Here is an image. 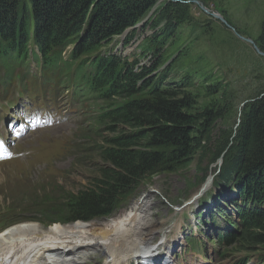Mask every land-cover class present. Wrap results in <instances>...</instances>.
<instances>
[{"label": "rangeland", "instance_id": "1", "mask_svg": "<svg viewBox=\"0 0 264 264\" xmlns=\"http://www.w3.org/2000/svg\"><path fill=\"white\" fill-rule=\"evenodd\" d=\"M126 34L116 36L107 49L121 52L131 61L140 58L144 64H150L151 58L155 59L159 52L162 69L166 66L171 73L169 77L174 71L178 73L176 80L170 78L166 84L180 85L179 90L190 104L189 112L198 117L196 136L201 145L189 159L190 164L187 160L185 166L176 171L153 175L124 196L113 214L92 222L107 224L106 220L122 217L136 203L139 205L143 199H148L145 221L150 219L143 236L151 234L153 240L139 236L130 253L141 252L145 242L156 244L163 241L165 235H172L170 244L173 240L182 244V252L174 260L178 264H234L241 259L247 264H259L260 260L264 264V246L244 250L235 241L225 247L216 242L222 229L237 230L238 206L242 204L239 190L232 191L236 183L224 180L226 176H233V170L229 167L221 173L220 158L226 156L229 163L236 160L237 167L244 165L250 142L245 135L246 128L250 127L255 113L264 112L261 100L264 97V0H156ZM130 36L131 41L127 43ZM42 74L48 80L44 91L35 98L19 100L10 111L1 108L0 120L6 112L16 113L20 108H41L57 113L60 123L23 137L16 148L51 158L49 161L63 159L60 167L65 171L57 178L51 171H38L46 166L10 167L9 161L0 162V210L18 205L21 211L26 208L24 202L32 204L33 201L20 198L27 195L38 200L53 192L57 181L66 190L88 186L99 169L109 164L98 151L100 145H105L106 137L116 136L118 132L113 135L109 130L96 131L93 99L76 104L71 92L63 95L67 86L60 83L62 74L58 69L41 68L32 62L29 72L8 86L9 92L14 93L21 84L32 91ZM4 89L0 84L1 100L9 96ZM16 95L30 96L22 89H18ZM4 131L6 127L0 121V132ZM34 175L38 178L34 179ZM223 190L229 194H224ZM219 191H222L221 198ZM236 197L239 199L233 200ZM36 204L40 206L41 202L36 201ZM205 204L213 206L209 212ZM178 226L181 232L175 233ZM140 240L143 241L141 249L136 245ZM108 247L101 242L78 252L71 251L74 261L71 264H115L106 252ZM219 251L226 254L221 256ZM137 257L147 260V255L135 254L130 261L119 264H129Z\"/></svg>", "mask_w": 264, "mask_h": 264}, {"label": "trees", "instance_id": "2", "mask_svg": "<svg viewBox=\"0 0 264 264\" xmlns=\"http://www.w3.org/2000/svg\"><path fill=\"white\" fill-rule=\"evenodd\" d=\"M155 2L0 0V39L14 48L20 49L28 41L30 22L35 23L34 36L44 54L77 44L73 59L81 64L91 60L96 73L92 89L102 100L96 131L118 132L100 145L98 153L109 164L99 169L88 186L66 190L57 181L55 190L38 200L27 195L20 198L33 201L22 202L48 212L52 221L66 224L110 216L130 191L155 174L176 171L187 160L190 164L189 159L199 150L198 117L189 112L190 104L180 85L166 84L171 73L166 66L162 69L159 52L150 64H141L140 58L131 61L107 49L116 36L135 27ZM130 41L131 36L127 43ZM175 75L178 77L176 71L172 77ZM261 100L264 102V97ZM252 121L245 131L250 142L244 165L237 167L236 160L229 163L223 157L221 173L229 167L233 170V176L224 180L236 183L242 204L238 206L239 221H233L237 230L220 233L222 247L234 241L244 250L264 246V112L255 113ZM236 264L247 262L241 259Z\"/></svg>", "mask_w": 264, "mask_h": 264}, {"label": "bare ground", "instance_id": "3", "mask_svg": "<svg viewBox=\"0 0 264 264\" xmlns=\"http://www.w3.org/2000/svg\"><path fill=\"white\" fill-rule=\"evenodd\" d=\"M42 58L44 57L37 55L36 63L39 64L40 62H44L46 66H51L50 61L43 60ZM67 63H70V61L67 60ZM42 75L45 76L44 74ZM170 78L173 77H169L167 82L170 81ZM100 104H102V102ZM9 166L13 167L15 165L13 163H9ZM226 190H223V193L229 194ZM232 191L237 192L238 189L235 187ZM221 193L222 191H219L217 194L220 196ZM235 199L238 200L239 198L236 197L233 200ZM193 203L194 202L190 204ZM148 206V199H143L139 205L136 203L135 206L126 211L122 217H113L111 220H106L109 221L107 224L97 223L95 221L85 222L78 220L66 224L55 223L47 228H43L42 223L39 222H21L0 233V264H71L74 262L70 256L71 251L78 252L81 249H86L89 245H96V243L98 245L101 242L109 245L108 251L106 252L112 255L114 259H116V262H120L124 259H130V255L132 254L130 251L134 250L133 246L135 245V240H137L139 236L144 235V232L149 225L150 218L145 221V212L147 211ZM205 206L208 212L213 207L210 204H205ZM124 217L130 220H126ZM143 220L144 223L141 224L140 221ZM139 222L140 225H138ZM101 225L104 226L100 228ZM178 229L175 233L178 231L181 232L180 226H178ZM172 238V235L169 237L165 235L164 240L156 244L154 242H145L144 249H142L140 253L141 255L145 254L151 257L148 264H174L173 259L177 254V249L180 247V241L176 240L175 242V240H173L172 244H170ZM142 239H151V234L146 237L143 236ZM142 243L143 241L140 240L136 245H140L141 249ZM151 244H155L153 248L149 247ZM193 244L194 243H192V245ZM193 247L195 246L193 245ZM167 249L170 251L169 254L165 253ZM3 251L5 252L4 255L2 254ZM126 255L129 257L126 258Z\"/></svg>", "mask_w": 264, "mask_h": 264}, {"label": "snow or ice", "instance_id": "4", "mask_svg": "<svg viewBox=\"0 0 264 264\" xmlns=\"http://www.w3.org/2000/svg\"><path fill=\"white\" fill-rule=\"evenodd\" d=\"M3 148H4L3 142H0V149H3Z\"/></svg>", "mask_w": 264, "mask_h": 264}, {"label": "water", "instance_id": "5", "mask_svg": "<svg viewBox=\"0 0 264 264\" xmlns=\"http://www.w3.org/2000/svg\"><path fill=\"white\" fill-rule=\"evenodd\" d=\"M125 33H127V31H126ZM125 33H124V34H125ZM124 34H123V35H124ZM221 162H223V157L220 158V163H221ZM210 178L212 179V176H211ZM211 179H210V180H211Z\"/></svg>", "mask_w": 264, "mask_h": 264}]
</instances>
